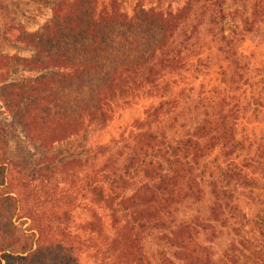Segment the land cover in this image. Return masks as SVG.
I'll return each instance as SVG.
<instances>
[{"label": "trees", "instance_id": "16d2710c", "mask_svg": "<svg viewBox=\"0 0 264 264\" xmlns=\"http://www.w3.org/2000/svg\"><path fill=\"white\" fill-rule=\"evenodd\" d=\"M131 1L127 12L129 0H54L24 37L42 100L0 84L2 95L25 91L13 117L23 113L26 134L98 131L115 109L142 104L91 158L43 157L29 182L0 150V264H48L57 252L76 264L73 244L101 264H264V134L240 128L264 116V84L253 81L263 74L241 45L264 23V0ZM178 116L184 133L168 134ZM35 182V206L21 214L18 190ZM80 200L90 220L75 226ZM223 238V248L208 242Z\"/></svg>", "mask_w": 264, "mask_h": 264}, {"label": "rangeland", "instance_id": "374dc122", "mask_svg": "<svg viewBox=\"0 0 264 264\" xmlns=\"http://www.w3.org/2000/svg\"><path fill=\"white\" fill-rule=\"evenodd\" d=\"M53 1L54 0H0V84L9 82V84L26 85V88L29 89L32 86L31 97L34 99L39 98V100H42L44 95L41 92L44 87L39 88L37 84L38 76H41V71L36 69L39 67L36 62L33 65L30 64V58H34L35 55L32 53V50H29L27 47L26 44L28 41L25 40L24 37L26 34L38 30V28L48 20L50 16L49 7ZM146 1L150 2V4H157L158 7H164L166 5L162 0ZM158 1H160L159 4ZM132 5V1L129 0L126 4L127 12L130 11ZM241 45L246 54H253L255 58L253 66L259 70V73L263 74L264 81V23H261L253 31L247 33ZM219 58L220 57L217 56V63L220 61ZM32 60L34 59H31V61ZM256 79L257 78L253 80L255 82L254 85L263 86L264 82L261 83ZM258 79H261V77H258ZM3 87V91H0V150L4 148L1 152L5 151L8 159L13 158L15 162H20L18 163V167H16L17 170L15 169L14 174L18 173L20 178L25 179V182H29L32 173H37L40 165L46 162H51L50 156L52 158L57 157V159L70 157H80L85 159L87 153L91 152L89 156H87L88 159L91 158L92 154L94 155L95 153L92 150L94 149L93 147L99 144L107 145L117 139L121 129L138 117L140 113L139 107L142 105L134 102L132 105H125L122 106L123 108L119 107L118 109H115L112 121L106 125L104 129L102 128L98 131L91 130L92 132L89 131L86 134L72 136V131L70 132L62 128L47 130L42 129L39 126L31 127L29 125L26 134V131L23 130L25 124L23 123V113L20 112L17 118L13 117L15 113L24 107L23 104L16 101L18 100L16 94L19 95L21 92L25 91H19L16 88H12L13 95H2V92L7 91L6 85ZM4 89L6 91H4ZM55 90H53L52 94L47 97L45 101L46 104H51L53 99L62 91L60 89ZM47 91L48 89L45 88L44 92L47 93ZM63 92L64 96L65 94H72V90L68 88ZM1 96H7L8 98L7 100H4ZM27 99L29 100L31 98L27 97ZM39 100L38 105L41 104ZM64 107L66 111L65 116L68 118L71 116V106L66 104ZM51 111L54 112L56 110L51 108ZM177 118V125L174 126L172 131L168 134L172 135L175 133L181 135L184 133V128H181L182 125H180L183 123L182 117L178 116ZM18 120H22V122L19 124L17 122ZM170 120L172 119L170 118L169 121ZM188 124L189 123L187 122L186 126H188ZM240 128L241 130H247L254 134H264V116L262 117V120L257 119L256 121L255 119L250 118L245 126H240ZM43 157L46 158V162L44 163L41 161ZM98 160L100 162V159ZM43 166L45 168H50V165L47 167L46 165ZM54 179H58L57 181L60 182L63 178L53 176V181ZM35 186H37V182L29 183L28 187L22 191L18 190L17 198L20 202L21 214L35 206L34 204L39 196L35 191ZM241 200L242 206L246 207V203H248L246 198ZM80 203L81 204H78L77 208L70 213V215H73L71 221L75 226L78 224H84L90 220L89 209L87 208L88 204L84 200H80ZM97 213L104 215V213L100 212V208L97 210ZM104 232H108V225L106 224ZM58 240L59 242H62V247H68V244L72 245L70 241L60 240L59 238L56 241ZM225 241L226 238H223L222 242L220 241L221 243L218 244V239H216V241L213 240V242L208 240L212 245V248L218 249L224 247ZM72 246L79 251L74 253L75 258L77 259L76 264H101L99 257L96 256L93 251L88 250V248L83 246L80 248L75 244ZM52 257L54 260L48 259V264H73L69 261V257H66L60 252H57L56 256ZM216 257L217 254L214 255V258Z\"/></svg>", "mask_w": 264, "mask_h": 264}]
</instances>
